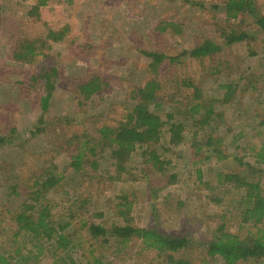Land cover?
Listing matches in <instances>:
<instances>
[{"label": "rangeland", "instance_id": "obj_1", "mask_svg": "<svg viewBox=\"0 0 264 264\" xmlns=\"http://www.w3.org/2000/svg\"><path fill=\"white\" fill-rule=\"evenodd\" d=\"M224 1L0 0V135L7 137L0 144V249L3 252L12 254L24 242L22 234L15 235L18 229L14 216L30 204L28 186L35 179H42V170L47 166L63 178L60 185L46 192L44 198L49 204L54 203L61 210L67 199L64 190L69 198L76 194L90 197V202L94 200L91 211H103L101 219L109 225L116 221L113 205L119 195L125 194L132 202V225L189 237V247L174 255L192 264H207L210 260L203 245L211 238L222 211H227L223 216L227 230L244 231L242 226L238 227L242 224L233 202L235 195L242 192V186L224 182L222 177L218 179L217 173L239 172L242 163L257 164L254 148L264 139V33L251 17H241L234 21L235 26L252 32L253 39L248 43L224 45L220 28L229 21L222 9ZM254 3L264 14V0ZM37 5L35 13L33 8ZM168 23L169 30L160 29ZM50 27L55 30L67 27L68 31L59 41L39 43V52L31 62L13 58L14 49L24 39L43 40ZM205 39L218 42L221 49L200 60L185 55L174 61L165 60L158 65L156 73L150 66L151 58L144 54L149 51L178 56ZM52 69L55 74L51 77L50 98L47 107L42 108L40 97L47 90L45 78L40 74L50 73ZM92 77L100 79V89L92 99L84 100L77 86ZM154 77L165 84L159 92L162 99L157 112L165 120L166 113L173 111L171 121H164L161 127L160 142L150 146L162 152L165 167L159 170L147 161V156H143L146 147L138 146L124 169L115 171L111 168L110 139L102 137L99 128L124 120L136 104L132 91ZM190 77L203 87L206 104L209 97L223 95V84L232 86L235 99L225 101V115L214 135L223 138L217 150L226 156L224 159L216 157L218 153L204 145V129L197 127L194 114L188 111L189 101L185 96L190 97L192 91L180 80ZM244 108H251L255 120L237 136L241 127L235 119L245 113ZM59 118H68L69 122H60ZM171 123L183 126L179 144L169 143ZM254 135L258 136V144ZM196 143L202 146L197 152ZM90 146L94 151L88 150ZM77 149L84 151L88 160L96 161L92 180L98 190L76 182L68 156ZM258 166L264 171V161ZM108 172L112 174L109 182L105 179L101 182ZM260 175L264 194V172ZM14 182L17 187L13 191ZM217 196L231 203L217 204L214 199ZM87 219L97 222L94 217ZM74 226L73 232L84 249H72V254L80 258L84 252L90 264L92 255H101L103 260L93 264H168L165 253L146 248L140 239H131L114 253V241L101 244L86 235L77 220ZM43 247L45 253L36 264H62L51 258L47 243ZM212 264L223 263L216 257Z\"/></svg>", "mask_w": 264, "mask_h": 264}, {"label": "trees", "instance_id": "obj_2", "mask_svg": "<svg viewBox=\"0 0 264 264\" xmlns=\"http://www.w3.org/2000/svg\"><path fill=\"white\" fill-rule=\"evenodd\" d=\"M40 3L43 4V2ZM193 4L197 3L193 2ZM38 5L33 8L35 13H37ZM222 9H224L226 18L229 21L232 20L230 23L228 21L227 26H221L220 28V37L224 40V45L240 42L248 43L249 39H253L254 34L252 32L241 30L235 26L234 21L241 17H251L259 31L264 33V14H261L257 9L254 0H225ZM167 26L170 27L171 24H165L160 29L165 30ZM167 30H169L168 27ZM67 31V27L59 30L50 27L46 31L43 40L39 41L36 39L28 41L24 39L14 49L13 58L22 62H31L39 52L38 49L41 46L39 43H45L49 40L59 41L63 39ZM172 32L174 31L172 30ZM221 47L218 42L205 39L191 49L183 50L181 52L182 54L178 56H168L163 52L149 51L144 52V54L151 58L150 66L154 73H156L155 70L158 65L165 60L174 61L181 55L200 60L218 52ZM54 72L55 69H52L50 73L41 72L43 74H40L45 78L47 90L40 97V105L42 108H46L48 105L53 86L51 77L55 74ZM100 83V79L96 77L80 83L77 88L81 97L84 100L92 99L100 89ZM180 83L192 91L190 97L189 94L185 96L187 98L186 100L189 101L188 111L194 114V121L198 125L197 127L204 129L202 134L204 145L210 146L211 152L212 150L216 151L218 153L216 157L226 158L224 154L220 153L221 150H217L223 138L214 135H217V130L219 131L220 129L218 123L225 115L223 108L225 101L235 99V94L232 95V86L223 84L221 86L224 88L223 95L220 97L219 95H215V97L208 96L209 102L206 104L204 102L205 94H203V87H200V83L195 82L191 77L180 80ZM164 85L157 77L146 80L142 85L137 86L138 88L132 91V96L136 99V104L130 109L125 119L118 124L103 125L99 128L102 137L110 139L111 164H113L111 168L115 171L119 172L124 169L126 162L130 159L131 153L138 146L146 147L143 150V156H147V161H151L159 170L164 169L166 161L161 159L160 154L162 152H158L155 147L150 148V146L160 142L161 127L165 123L164 121H171L172 118L173 111L166 113L165 120H162V116L157 112V106H160L162 99V96H160L162 94L159 92ZM151 104L154 105L152 109L150 107ZM250 109L244 108L245 113L238 115V118L235 119L238 127H241L239 134H236L237 136L241 135L245 128L251 127V120H255V116L251 113ZM59 120L60 122H69L68 118H59ZM244 120L245 122L242 124ZM182 127L180 123L170 124L169 143L179 144L181 142ZM35 132L33 131L32 133L35 134ZM253 138L255 139V144H258V136L254 135ZM6 139L7 137L0 135V144L6 142ZM260 142L254 148L255 152L253 154L255 163L257 164L242 163L239 172L223 170L217 173L218 179L222 177L224 182L232 181L242 186V192L237 196L235 195L233 202L237 216L240 217L239 222L242 224L238 227L241 228L242 226V230L244 231L239 233L227 230V221L224 219L227 211H222L218 216V223L211 238L203 245L205 255L210 258L209 261L207 260V264H212V261L216 257L223 264H241L242 262L264 264V194L262 193L258 179L261 176L260 174L264 172L261 166H258L259 163L264 161V139ZM201 147L199 143H196L195 152L201 150ZM88 150L94 151L91 146ZM164 150L168 151L169 148H163ZM68 157L70 158V166L76 177V182L78 181L80 185L83 183L87 186V189L92 187L98 190V187L95 185L96 182L92 180L95 176L96 161L93 159L88 160L87 154L79 149L74 150ZM42 173V179H35L28 186L30 204H26L24 210L17 212L14 216V221L18 229V233L16 232L15 235L22 234V240L24 242H22L21 246H16L12 254H7L0 249V264H36L40 258L39 256L45 253L44 243L49 245L48 249L52 252L51 258H53L54 262H60L62 264H79L80 262L82 264V260H84V264H90L89 260L84 258V252L80 253L82 256L80 258L74 257L72 254V249L80 248L82 251L84 249L77 233L73 232L75 228V226L73 227V222L76 220L79 222V227L84 229L85 234H89L93 241H98L101 244L105 241H114V253L120 251L118 250L120 245L122 247L123 244L129 242L131 239L137 238L141 240L146 248H154L157 252L165 253L168 264H192L184 257H176L174 255L179 251L181 253L183 249L189 247V237L186 234L167 235L155 228H143L132 225V216L130 214L132 202L128 200L125 194L119 195L117 203L113 205V213L116 221L117 219L118 221L107 225L103 218L101 219L104 215L103 211L98 213L91 211L94 200L90 202V197L83 198L76 194V197L69 198L67 191L64 190L63 192L67 199L62 204L61 210H59L56 204L51 202L49 204L44 198L46 192L55 188L56 185H60L63 178L55 175L50 166L44 167ZM197 173L198 178H200V170H197ZM111 176L112 174L108 172L106 177L98 180L102 182L105 179L104 181L107 182ZM169 177L172 178L173 176L170 175ZM255 177L256 179L254 180ZM16 187L17 183L14 182L12 184L13 191ZM70 199L69 206L63 211V208ZM214 199L217 204L226 203L229 205L231 203V201L223 202L222 198L218 196ZM30 210H33V212H30ZM88 217H94L97 222L93 220L89 221L87 219ZM26 246L29 248H26ZM91 246H94V243ZM91 250H93V247L90 248ZM46 253H48V250ZM91 253L89 252V254ZM92 256L94 257L91 264L102 263L101 255Z\"/></svg>", "mask_w": 264, "mask_h": 264}]
</instances>
